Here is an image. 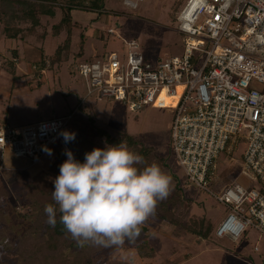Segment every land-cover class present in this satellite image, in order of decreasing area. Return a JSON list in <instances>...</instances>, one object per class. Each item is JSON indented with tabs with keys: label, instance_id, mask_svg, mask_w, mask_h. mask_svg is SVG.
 Here are the masks:
<instances>
[{
	"label": "rangeland",
	"instance_id": "rangeland-1",
	"mask_svg": "<svg viewBox=\"0 0 264 264\" xmlns=\"http://www.w3.org/2000/svg\"><path fill=\"white\" fill-rule=\"evenodd\" d=\"M184 1L141 0L136 7H130L123 0H59L55 15H39L40 23L34 34L24 39L4 36L3 24H0V114L6 111L4 122L13 127L69 116L62 133L64 141L67 132L101 145L105 144L104 136L96 131L97 128L111 132L119 129L135 135L143 145L165 159L163 171L172 181L170 196L175 193L173 187L180 192L178 209H175L180 220L172 224L151 216L144 224L147 234L136 241L147 239L148 245L143 247L146 256L142 257V252L135 248L136 243H128L110 249L108 259H112V264H264V236L253 227L248 226L237 241L215 235L214 229L228 208L190 181L178 164L171 144L174 109L148 104L132 111L127 104L112 97L86 96V81L78 71L80 62L96 60L111 51L119 52L123 58L126 50L122 43L128 39L138 42L148 66L179 55L183 51L184 35L178 30L176 15ZM66 4L71 8L73 26L70 43L65 47L62 45L66 30L63 28L54 34L52 27L61 20V6ZM20 25L28 26L29 23L21 21ZM108 28L115 30L114 35L107 34ZM59 49V58L49 62ZM195 54L199 64L204 53ZM253 85L259 87L256 83ZM59 144H62L60 140L51 147L50 153L48 151L35 163L15 157L9 148L3 152L0 182L3 180L12 193L4 194L7 199L0 196V226L16 225L18 228L20 224L21 228L26 227V222L19 223L17 214H22L24 207L19 209V204L14 207L15 202L19 203V193L13 188H21L25 182L36 189L38 181L46 182V188L48 183L52 185L56 174L50 166L57 157L53 148ZM246 144L240 137L232 153L219 152L216 157L219 178L209 185L213 193H221L222 188L234 182L244 187H260L257 181L241 173ZM18 172L26 173L20 185L15 181L20 178ZM201 218L212 225L207 236L190 232L184 226L188 224L197 229L193 221L199 222ZM14 232L3 231L2 234L10 238ZM254 245L258 250H254ZM0 258L7 264L14 262L10 253Z\"/></svg>",
	"mask_w": 264,
	"mask_h": 264
},
{
	"label": "built area",
	"instance_id": "built-area-1",
	"mask_svg": "<svg viewBox=\"0 0 264 264\" xmlns=\"http://www.w3.org/2000/svg\"><path fill=\"white\" fill-rule=\"evenodd\" d=\"M138 1L123 3L136 7ZM176 20L184 35L179 55L148 66L138 42L128 39L123 58L111 51L80 62L86 96L112 97L132 111L148 104L174 109L171 144L178 164L190 181L228 208L215 235L237 241L251 226L264 236V0H185ZM196 52L204 53L199 64ZM68 119L19 127L0 122V160L9 148L15 157L37 162L58 140L65 145ZM240 137L247 143L241 173L260 187L234 182L213 193L216 157L224 150L232 153Z\"/></svg>",
	"mask_w": 264,
	"mask_h": 264
},
{
	"label": "trees",
	"instance_id": "trees-1",
	"mask_svg": "<svg viewBox=\"0 0 264 264\" xmlns=\"http://www.w3.org/2000/svg\"><path fill=\"white\" fill-rule=\"evenodd\" d=\"M58 1L59 0H0V24H3V35L8 38L18 37L23 39L33 35L36 27L40 23L39 15L54 16L55 7L59 4ZM61 8L63 12L61 20L54 24L52 28H54V34H58L63 28L66 30L67 36L62 45L66 47L70 43V32L73 23L70 14V6L66 4L62 5ZM21 21L28 22L29 25L21 26ZM43 34L44 33H41V37ZM60 51L61 49L57 50L55 54L50 57L49 62L54 59L56 61L59 58ZM41 63L44 64L45 61L42 60ZM96 131L104 136L105 144L99 145L88 139L75 137L71 141H65V145L59 144L54 146L53 150H55L57 157L51 162L50 168L55 172L56 177L60 173V165L67 159L65 154L66 149L73 153L77 161L83 163L85 161V153L91 152L94 148H104L106 145H115L121 141L126 142L130 150L144 158L145 163L137 165V167L143 168L153 162H156L162 170L166 167L165 159L157 156V154L143 145L141 140L135 135L119 129L111 132L97 128ZM11 175L14 176V173L12 172ZM18 175L20 178L15 180L17 184H19L20 181L23 182L26 173L18 172ZM35 183L39 185L37 189L29 185L28 182L21 185V188H17L16 186L13 188L15 193H19V203L15 202L13 204L14 207L17 208L18 204L19 209L24 207V212L22 214H17L20 218L19 223L24 221L27 225L21 228L20 224H18L19 229L16 225H14V227L0 226V257L3 254L7 255L10 253V259L14 261L13 264H66L65 262L68 264H112V259H108V254L110 249L114 247H98L91 243H86L83 247L79 246L76 240L71 237L70 233H68L60 223V213L58 211L55 227L47 223L48 217L44 211L45 206L48 204L56 206L52 198V191L54 189L53 183L52 185L48 183V188H46V182L45 184L40 181ZM18 189H20V191ZM7 191L12 193V189L7 185L5 186L2 180L0 182V196L7 199L4 195L5 193L7 194ZM173 192L175 193L158 202L155 211V216L160 220L172 224L180 220L175 210L178 209V204L180 202V192L176 187H173ZM1 217H3V215ZM1 219L3 220V218ZM193 223H197V229L188 224L184 226L187 227L190 232L202 234L203 236H207L211 232L212 225L209 221H205L201 218L199 222L193 221ZM3 231L16 232L9 238L8 235L2 234ZM147 232V226L142 225L141 235L145 236ZM125 244H128V242ZM145 245H148L146 238H142L140 242L134 245L140 253L142 252V257L146 256L145 253H143V247ZM0 264L7 263L0 258Z\"/></svg>",
	"mask_w": 264,
	"mask_h": 264
},
{
	"label": "clouds",
	"instance_id": "clouds-1",
	"mask_svg": "<svg viewBox=\"0 0 264 264\" xmlns=\"http://www.w3.org/2000/svg\"><path fill=\"white\" fill-rule=\"evenodd\" d=\"M66 141L74 133H64ZM51 150H49V153ZM67 159L53 180L55 205L45 206L47 223H60L79 246L121 247L135 244L142 225L155 215L159 201L172 190L171 177L153 162L143 168L144 158L126 142L94 148L83 163L65 150Z\"/></svg>",
	"mask_w": 264,
	"mask_h": 264
},
{
	"label": "crops",
	"instance_id": "crops-1",
	"mask_svg": "<svg viewBox=\"0 0 264 264\" xmlns=\"http://www.w3.org/2000/svg\"><path fill=\"white\" fill-rule=\"evenodd\" d=\"M6 111H3L1 114H0V122H4L5 120H4V117H6L5 115H6ZM218 237V236H217ZM219 238H227L228 240H230L228 237H219ZM231 241V240H230ZM254 248V247H253Z\"/></svg>",
	"mask_w": 264,
	"mask_h": 264
}]
</instances>
